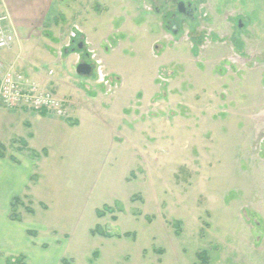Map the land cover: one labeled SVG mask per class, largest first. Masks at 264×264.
I'll return each mask as SVG.
<instances>
[{
  "label": "rangeland",
  "instance_id": "374dc122",
  "mask_svg": "<svg viewBox=\"0 0 264 264\" xmlns=\"http://www.w3.org/2000/svg\"><path fill=\"white\" fill-rule=\"evenodd\" d=\"M180 1L198 10L191 22L175 16L176 34L162 19L172 0L160 1L161 16L146 0L151 15L135 9L137 19L130 17L118 38L71 42L88 39L111 89L79 76L75 54L64 55L63 47L62 62L50 48L55 63L41 59L63 83L59 96L101 104L95 110V101L83 102L82 118L32 120L52 147L47 159L33 155L41 161L28 206L35 215L26 219L65 240L69 264H264V29L250 26L251 11L243 21L229 13L227 23V12L217 7V14L213 3ZM66 3L72 13L86 6ZM116 11L88 25L99 33L117 27L123 19ZM143 22L155 25L149 40L134 35L145 27L131 24ZM77 53L88 61L85 50ZM72 88L85 93L71 97ZM97 111L102 120L79 126ZM96 227L121 238L93 236Z\"/></svg>",
  "mask_w": 264,
  "mask_h": 264
},
{
  "label": "crops",
  "instance_id": "0c3cea01",
  "mask_svg": "<svg viewBox=\"0 0 264 264\" xmlns=\"http://www.w3.org/2000/svg\"><path fill=\"white\" fill-rule=\"evenodd\" d=\"M145 1L86 0V6L84 7L86 10L80 7L78 12L73 11L72 13V10L68 9L69 4L66 3L67 0H0V16L4 14L8 15V25L13 28L16 34V41L11 49L0 51V79L7 71L14 69L29 78L42 81L43 84L49 85L57 93L63 83L54 78L55 71L53 68L44 70L45 63L41 62L42 57H44L49 61L50 66L55 63L47 48L57 51L61 47H64L68 40L69 30L75 24L81 28V31L84 33L83 36L90 38L93 42L102 43V41L110 36L118 38L130 24V17L137 19L134 13H132L135 9L140 12V17L151 15L150 11L146 8ZM200 1L201 3H206L207 1L210 4L213 3L214 11L217 14V7H219L221 12H227L228 15L225 14L226 16L232 13V15L237 16L241 21L245 20L251 11L256 20L250 26H260L264 29V0ZM62 4L66 5V7L63 8ZM62 10H65L66 13ZM114 10L117 11L113 14L117 18H121V21L123 19L121 25L114 27L110 24L105 33H99L100 31L98 27L94 26V23H92V25L94 24L93 26L88 25L94 18L103 14L108 16ZM159 13L160 11L156 12L155 15L161 16ZM217 14L215 15L218 16ZM133 18L132 21L136 20ZM230 18L231 16L228 17L227 23H230ZM59 20L62 21L61 24H59ZM66 24L65 31H63L62 28ZM158 24L156 25L157 27L161 23ZM131 26L132 29L134 27L137 30L139 27H145L141 29L143 33H136L137 30H133L136 33L134 35L141 34L142 37L148 40L155 36L153 29L155 25L146 26L145 22H143L140 25L131 24ZM122 47L123 45L121 44L115 52H120ZM61 60L62 58H58L56 63ZM50 70L54 72L51 77L48 75ZM72 89L73 91L70 92L71 97L78 96L80 98V93L83 90ZM81 99V101L67 99L69 101V110L75 118H82L81 115L85 113L82 110V107L84 108L83 102L93 103L95 101V104H91L94 105L95 110H97V104L98 106L101 105L95 99L90 100L89 97H87V100ZM37 116L40 115L32 114L27 110L10 111L6 108L3 110L0 107V145H3L7 151L14 146V152L17 153V155H8L6 152L7 157L0 159V264H9L10 259L20 256L26 258L25 263L27 264H62V261L65 260L63 248L65 240L59 237L55 231L52 232L47 229L41 231L36 224L32 223V220L26 219L28 215H35L34 210L30 208L32 205L30 198L33 197V191L37 183L35 180L37 176L36 166L41 161L37 160V156H33L34 154L29 151L36 153L44 152L47 159L49 157V148L52 147L51 144L46 145L42 142L41 135L33 131L34 124L32 120L34 118L37 119ZM90 118L88 115L84 116L79 126L84 121H87L84 123H90L96 119L102 120V116L98 114V111L94 113L92 119ZM56 122L60 124L61 121ZM75 124L78 126V122ZM117 135L123 137L121 133H117ZM118 136L114 134V139L118 138ZM39 155L44 156L41 153ZM10 157H14L18 162H15ZM16 197H20L23 203L19 207L21 209L18 210L22 218L20 222L12 221L9 218L11 203ZM26 202L30 205H26ZM29 209L32 212H29ZM29 232H34L35 235L31 236ZM48 233H51L49 235L51 238H46ZM45 234L47 235L44 236Z\"/></svg>",
  "mask_w": 264,
  "mask_h": 264
},
{
  "label": "built area",
  "instance_id": "2783aa9c",
  "mask_svg": "<svg viewBox=\"0 0 264 264\" xmlns=\"http://www.w3.org/2000/svg\"><path fill=\"white\" fill-rule=\"evenodd\" d=\"M7 21V16L0 18V23H3L0 24V50L10 49L15 42V32L7 24ZM79 33H81V30L78 26H75V31L71 32L70 37L74 39ZM88 44V41H86L87 46ZM96 54L95 50L87 49V55L94 66L98 83L105 85L107 89H111L112 85L105 72L104 63ZM59 55L61 57V52H59ZM80 61L81 57L78 56L76 64ZM52 74L53 71H49V76H52ZM0 101L10 111L24 109L34 113L44 112L48 116L59 119L70 118L68 101L57 96L41 81L30 79L13 69H10L0 80Z\"/></svg>",
  "mask_w": 264,
  "mask_h": 264
},
{
  "label": "trees",
  "instance_id": "16d2710c",
  "mask_svg": "<svg viewBox=\"0 0 264 264\" xmlns=\"http://www.w3.org/2000/svg\"><path fill=\"white\" fill-rule=\"evenodd\" d=\"M43 116L46 115V113L42 112L41 113ZM76 125V124H75ZM26 147V146H25ZM7 150L6 148L3 146V145H0V159H4L7 157V154H6ZM31 152L32 154L34 155H37L38 153L34 152V151H29ZM11 159L15 160V162H18L16 159H14V157H10ZM23 203H22V199L20 197H16L12 200V203H11V213L9 215V218L12 220V221H17V222H20L22 221V218H21V215L18 213V210H19V207L22 206ZM105 208H109V207H105ZM29 212H32L31 209H29ZM97 216L98 218H101L102 217V214H101V211L100 210H97ZM100 228L99 227H96L94 230L91 231V234L93 236L95 235H99V236H102V237H105V238H113V237H118V238H121V235H112L111 233H108V232H104V231H100L99 230ZM29 235L31 236H34L35 233L34 232H29ZM125 237H132V234L131 233H126L124 234ZM206 253L202 252L201 254H199L200 258L201 259H205V263H206V257H205ZM26 261V258L25 257H15V258H12L9 260V264H27L25 263ZM62 264H69L67 261L63 260L62 261Z\"/></svg>",
  "mask_w": 264,
  "mask_h": 264
},
{
  "label": "flooded vegetation",
  "instance_id": "af4514ba",
  "mask_svg": "<svg viewBox=\"0 0 264 264\" xmlns=\"http://www.w3.org/2000/svg\"><path fill=\"white\" fill-rule=\"evenodd\" d=\"M160 1H163V0H151L153 5L155 6L156 11L158 12H159V9L157 7ZM172 4L174 6V8H171L172 12L166 15L164 14L162 19L165 24V27L168 30H171L172 33L176 34L178 33V29H179L178 25L174 23V20L177 17L176 15L183 16L186 19L190 20L191 22L195 20V13L197 12L198 8L193 7L191 3L186 4L180 0H172Z\"/></svg>",
  "mask_w": 264,
  "mask_h": 264
},
{
  "label": "water",
  "instance_id": "95a60500",
  "mask_svg": "<svg viewBox=\"0 0 264 264\" xmlns=\"http://www.w3.org/2000/svg\"><path fill=\"white\" fill-rule=\"evenodd\" d=\"M83 44H79L78 45V49H82ZM76 73L79 76H83V77H90L92 74V67L91 65L87 64V63H81L77 66L76 68Z\"/></svg>",
  "mask_w": 264,
  "mask_h": 264
}]
</instances>
